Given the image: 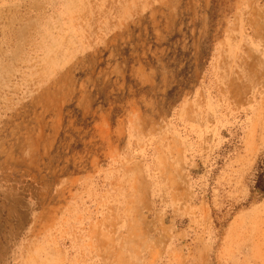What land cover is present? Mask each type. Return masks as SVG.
<instances>
[{
  "label": "rangeland",
  "instance_id": "rangeland-1",
  "mask_svg": "<svg viewBox=\"0 0 264 264\" xmlns=\"http://www.w3.org/2000/svg\"><path fill=\"white\" fill-rule=\"evenodd\" d=\"M264 0H0V264H264Z\"/></svg>",
  "mask_w": 264,
  "mask_h": 264
},
{
  "label": "trees",
  "instance_id": "trees-1",
  "mask_svg": "<svg viewBox=\"0 0 264 264\" xmlns=\"http://www.w3.org/2000/svg\"><path fill=\"white\" fill-rule=\"evenodd\" d=\"M255 190L264 195V159L258 166V173L255 181Z\"/></svg>",
  "mask_w": 264,
  "mask_h": 264
}]
</instances>
